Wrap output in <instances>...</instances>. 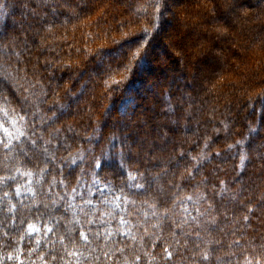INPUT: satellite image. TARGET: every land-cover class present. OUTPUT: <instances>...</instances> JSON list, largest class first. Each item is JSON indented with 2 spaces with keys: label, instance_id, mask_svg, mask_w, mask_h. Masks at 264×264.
<instances>
[{
  "label": "trees",
  "instance_id": "obj_1",
  "mask_svg": "<svg viewBox=\"0 0 264 264\" xmlns=\"http://www.w3.org/2000/svg\"><path fill=\"white\" fill-rule=\"evenodd\" d=\"M222 1L196 9L220 14ZM168 6L0 0V120L19 130L0 134V264H264V0L225 27L240 58L216 75L218 96L185 100L192 66L144 85L170 61L155 49ZM197 104L200 118L185 114ZM153 117L184 128L164 129L159 165L132 153L128 133Z\"/></svg>",
  "mask_w": 264,
  "mask_h": 264
},
{
  "label": "rangeland",
  "instance_id": "obj_2",
  "mask_svg": "<svg viewBox=\"0 0 264 264\" xmlns=\"http://www.w3.org/2000/svg\"><path fill=\"white\" fill-rule=\"evenodd\" d=\"M236 1L237 0L222 1L221 4L226 6V11L218 14L211 8V5L202 10H197L196 4H198L200 0H169V12L167 16L170 18V21L168 24H165L164 30L162 31V38L165 44L163 45V49L154 47L156 50H159L160 55H166L170 61L166 59L165 62H160L159 65H157L158 67L154 68L153 71L156 75V79L152 78L144 85L154 90L158 88L160 80L170 79L172 74L182 71L183 68L186 69V66H192L194 69L193 71L189 70L190 80L184 77V82L182 79L178 82V85L183 88L180 92L183 100L189 98L191 92L198 97L204 94L207 95L208 98H215L218 96L215 94L216 86L213 84L216 75L220 71L229 74L232 71V68L228 67L229 63H237L240 58V51L238 50L240 44L235 40L233 35L225 31V27L229 28L230 26H235L238 28V17L246 15L245 13L248 9H254V0H239V4H236ZM177 7L182 8L179 13L178 11L176 12V9H178ZM175 13L177 14L174 15ZM31 16L33 18L34 15ZM24 21L25 17L21 14L19 21L14 23L15 25H22ZM221 24L224 25V28ZM173 30L174 33L172 32ZM0 39L3 41L4 37L0 35ZM164 73L167 74V77ZM1 84L7 85L5 78L0 76V90L4 91V85ZM86 93L90 92L86 91ZM82 100L83 95H78L77 98L72 99L71 107L78 105ZM148 107L151 108L152 106L148 105ZM201 108L202 107L197 104L195 108L187 109L185 114H194L195 117L200 118L203 112ZM153 118L155 122L154 126L144 129L142 132L129 130L128 133L132 135V153L140 159L152 157L159 165L161 159L156 154L159 149L168 146L169 141L172 139V135L164 129L169 127L175 134H181L184 128L183 126L172 123V121H167L162 118L158 119L157 117ZM137 119L142 124L148 122V119L145 117H139ZM194 126V122L189 125V127ZM158 129L162 131L161 134H150ZM18 133L19 130L15 127V122L12 119L8 121L0 120V134L2 137L11 139L18 135ZM22 155L26 157L27 153L23 151ZM166 165L171 168L174 167L173 162L167 163ZM148 188L157 190L154 179H152ZM25 189L27 188L22 187L19 192L25 193ZM113 197L114 196L111 194L107 197V200L111 204H114ZM229 205L230 204H227V207H229L228 209H230Z\"/></svg>",
  "mask_w": 264,
  "mask_h": 264
},
{
  "label": "snow or ice",
  "instance_id": "obj_3",
  "mask_svg": "<svg viewBox=\"0 0 264 264\" xmlns=\"http://www.w3.org/2000/svg\"><path fill=\"white\" fill-rule=\"evenodd\" d=\"M5 147H7V145H5ZM113 147H115V145H113ZM121 153H123V148L121 149ZM72 163H75V161H72ZM120 163H121V165H123V156H121V161H120ZM103 166H104V164H103V162L101 161V160H97L96 161V164H95V167H100V168H103ZM137 187H144L143 185H137ZM5 195H7V194H5ZM87 203H91V201H87ZM244 219L245 220H247L248 219V217H244ZM177 227H179V225H177ZM83 235V234H82ZM87 237H85V239H86ZM168 255L169 256H171L172 255V253H168ZM208 253H205L204 255H203V259H207L208 258Z\"/></svg>",
  "mask_w": 264,
  "mask_h": 264
},
{
  "label": "bare ground",
  "instance_id": "obj_4",
  "mask_svg": "<svg viewBox=\"0 0 264 264\" xmlns=\"http://www.w3.org/2000/svg\"><path fill=\"white\" fill-rule=\"evenodd\" d=\"M175 28V27H174ZM171 30V29H170ZM173 33H174V31H173ZM168 46V45H167ZM170 49V48H169ZM185 51V50H184ZM202 52V51H201ZM201 56H202V54H201ZM180 58V57H179ZM182 61V60H181ZM183 64V63H182ZM189 65V64H188ZM196 67V66H195ZM197 68V67H196ZM195 72V71H194ZM205 73V72H204ZM196 74H197V71H196ZM198 75H199V73H198ZM199 77V76H198ZM196 78V77H195ZM197 79V78H196ZM197 81H199V80H197Z\"/></svg>",
  "mask_w": 264,
  "mask_h": 264
}]
</instances>
